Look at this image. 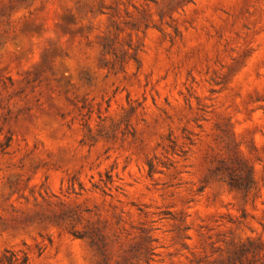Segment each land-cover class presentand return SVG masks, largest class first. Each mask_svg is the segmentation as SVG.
<instances>
[{"label": "rangeland", "instance_id": "rangeland-1", "mask_svg": "<svg viewBox=\"0 0 264 264\" xmlns=\"http://www.w3.org/2000/svg\"><path fill=\"white\" fill-rule=\"evenodd\" d=\"M0 259L264 264V0H0Z\"/></svg>", "mask_w": 264, "mask_h": 264}, {"label": "trees", "instance_id": "trees-1", "mask_svg": "<svg viewBox=\"0 0 264 264\" xmlns=\"http://www.w3.org/2000/svg\"><path fill=\"white\" fill-rule=\"evenodd\" d=\"M10 140L7 142V146H9ZM1 262H4V259H0ZM10 263V262H8Z\"/></svg>", "mask_w": 264, "mask_h": 264}]
</instances>
